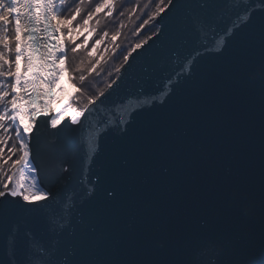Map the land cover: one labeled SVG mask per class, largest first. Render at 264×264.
Segmentation results:
<instances>
[{
    "label": "snow or ice",
    "instance_id": "obj_1",
    "mask_svg": "<svg viewBox=\"0 0 264 264\" xmlns=\"http://www.w3.org/2000/svg\"><path fill=\"white\" fill-rule=\"evenodd\" d=\"M233 2L108 3L154 30L106 69L100 7L0 0V264H264V0Z\"/></svg>",
    "mask_w": 264,
    "mask_h": 264
},
{
    "label": "trees",
    "instance_id": "obj_2",
    "mask_svg": "<svg viewBox=\"0 0 264 264\" xmlns=\"http://www.w3.org/2000/svg\"><path fill=\"white\" fill-rule=\"evenodd\" d=\"M5 2H8V0H5ZM77 2H79V0H77ZM135 2L136 0H130V3H125V0H87L86 11L87 10L95 11L97 7H100L101 10L99 13H97L96 17H94V21L96 19H99L100 22L98 25H96L97 27L96 33H93L91 36L88 37V45H86V50H90L91 45L95 42V40L100 39V36L104 32H108L109 36L105 38L104 42L98 47L97 53L94 54V58L97 59L100 58L101 53L104 54V59L101 61V64L106 69H113L116 65L122 63L123 55L127 54V50L130 48V46L138 42V40L147 39L150 33L154 30L152 29L151 25H149L146 26V28L141 31V34L136 36L133 35V32L135 28L138 27L139 24L143 22L142 19L137 20L134 17L132 20H129L127 17L120 18L118 14L115 15L112 19L108 17L107 7H106L108 3H112L113 5H117L119 3H125V7H130V4ZM159 2H161V0H140V6L143 7L145 4H148L150 5L148 11H151L152 9L155 8L156 3ZM143 18L146 19L147 16H143ZM121 22L124 24L123 28L120 27ZM61 26L63 27L64 25ZM117 31L120 32V35L118 36L116 43L120 45L122 51H120L119 54L114 56L111 51V43H112L111 36L115 34ZM85 36H88L87 29L73 28L71 32L65 37V39L70 40L75 38L77 43H82ZM105 46H108L109 48L107 52H105ZM78 51L80 52V55L75 57V61L77 63L79 62L82 56L86 55L85 50H78ZM68 58L72 59V53L70 49L68 51ZM68 76L70 80L69 72H68ZM75 91L76 88L74 90V93Z\"/></svg>",
    "mask_w": 264,
    "mask_h": 264
},
{
    "label": "water",
    "instance_id": "obj_3",
    "mask_svg": "<svg viewBox=\"0 0 264 264\" xmlns=\"http://www.w3.org/2000/svg\"><path fill=\"white\" fill-rule=\"evenodd\" d=\"M246 0H234L233 2V10L234 11H239L245 4ZM53 23L56 24V20H53ZM186 47L187 45H182ZM232 49H229V54H231ZM168 59H166L165 64L162 66V68H167L170 64L171 61V54H167ZM145 61L141 59H137V61L134 62V71L130 73L128 80L126 81V90L128 92H135L136 89L140 86V84L143 82V76L145 75L144 73L141 72L142 67L144 66ZM64 87V94H63V104L67 103L70 96L74 93L75 87L69 80V76L67 74V71H65L59 78V83L53 88V96L54 99L51 104V109L53 112L59 109V103L57 105V100L55 99L56 97H60V93L63 91L62 88ZM70 111V112H69ZM68 115L72 114V110L68 109ZM140 119H143L141 117ZM244 209L242 208L240 210V214H243ZM200 220H204V224L201 225L199 220L196 222V227L199 230L202 231H208L211 230L213 227V220L210 217H201ZM5 264H8V257H4Z\"/></svg>",
    "mask_w": 264,
    "mask_h": 264
},
{
    "label": "bare ground",
    "instance_id": "obj_4",
    "mask_svg": "<svg viewBox=\"0 0 264 264\" xmlns=\"http://www.w3.org/2000/svg\"><path fill=\"white\" fill-rule=\"evenodd\" d=\"M62 92L60 93V97H56L55 99L57 100V105L59 103H61V105H59V109L60 107L63 105V94H64V87L62 88ZM70 112V111H69Z\"/></svg>",
    "mask_w": 264,
    "mask_h": 264
},
{
    "label": "rangeland",
    "instance_id": "obj_5",
    "mask_svg": "<svg viewBox=\"0 0 264 264\" xmlns=\"http://www.w3.org/2000/svg\"><path fill=\"white\" fill-rule=\"evenodd\" d=\"M59 23V21L56 20V24Z\"/></svg>",
    "mask_w": 264,
    "mask_h": 264
}]
</instances>
